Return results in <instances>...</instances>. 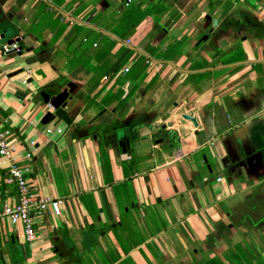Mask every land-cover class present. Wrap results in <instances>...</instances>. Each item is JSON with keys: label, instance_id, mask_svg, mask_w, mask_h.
<instances>
[{"label": "crops", "instance_id": "obj_1", "mask_svg": "<svg viewBox=\"0 0 264 264\" xmlns=\"http://www.w3.org/2000/svg\"><path fill=\"white\" fill-rule=\"evenodd\" d=\"M0 118L60 202L0 264H264V0H0Z\"/></svg>", "mask_w": 264, "mask_h": 264}, {"label": "built area", "instance_id": "obj_2", "mask_svg": "<svg viewBox=\"0 0 264 264\" xmlns=\"http://www.w3.org/2000/svg\"><path fill=\"white\" fill-rule=\"evenodd\" d=\"M131 0H126L129 3ZM128 44L129 41H126ZM19 52V47L16 43L5 44L2 46V53ZM125 73L128 68H124ZM18 144L11 130V124L7 118H0V158L8 161L6 167L4 182L8 186H13L17 191V199L15 204H3L0 209V220L6 219L11 225L20 224L23 229V234L27 242L34 241L36 237L35 223L36 219L43 215L47 209H50L53 214H60V202L58 200L47 197H37L30 191L28 180L25 173L30 170L28 166L19 165L15 156ZM25 158L30 159V154L26 153ZM220 180V179H219Z\"/></svg>", "mask_w": 264, "mask_h": 264}, {"label": "water", "instance_id": "obj_3", "mask_svg": "<svg viewBox=\"0 0 264 264\" xmlns=\"http://www.w3.org/2000/svg\"><path fill=\"white\" fill-rule=\"evenodd\" d=\"M213 24L214 25L216 24L215 20H213ZM9 42H10V44L13 43V41H9ZM72 90H73V86L71 84H68L64 89H62V91H58L57 94L54 97H52L49 101L50 108H52L54 110L58 109L59 107L64 108L66 106L65 100L68 97V95L71 94ZM54 119H55V114H53L51 112H47L44 115V117L42 118L41 123L44 125L49 124ZM214 158L216 159L220 168L229 167V169L231 171L234 170V168L229 165V161L226 157L219 159L218 156L216 154H214ZM171 202L174 204V206L177 209V205L175 204V201L172 200Z\"/></svg>", "mask_w": 264, "mask_h": 264}]
</instances>
